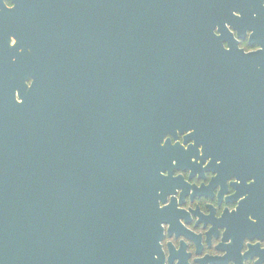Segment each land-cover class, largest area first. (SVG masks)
I'll list each match as a JSON object with an SVG mask.
<instances>
[{
	"label": "water",
	"instance_id": "1",
	"mask_svg": "<svg viewBox=\"0 0 264 264\" xmlns=\"http://www.w3.org/2000/svg\"><path fill=\"white\" fill-rule=\"evenodd\" d=\"M228 1L105 0L96 133L78 78L74 138L67 105L57 116L46 104L24 141L12 126L25 172L0 175V264L163 262L160 201L180 185L175 169L194 158L212 184L247 183V156L263 148L264 50L231 45Z\"/></svg>",
	"mask_w": 264,
	"mask_h": 264
},
{
	"label": "flooded vegetation",
	"instance_id": "2",
	"mask_svg": "<svg viewBox=\"0 0 264 264\" xmlns=\"http://www.w3.org/2000/svg\"><path fill=\"white\" fill-rule=\"evenodd\" d=\"M10 2L12 7L9 0H0V175L6 181L11 174L25 172L22 155L14 153L11 145L13 125L21 127L24 141L22 127L41 123L49 109L46 104L57 105V116L64 115L67 105L75 137L77 78L83 103L92 109L91 128L96 133L92 117L98 89L101 104L106 62L105 0ZM226 4L231 9V27L227 26L231 45L246 54L263 51L264 0ZM223 45L228 49V42ZM51 80L53 90L44 87ZM33 117L36 121L29 120ZM171 140L173 145L183 144L184 136ZM260 144V152L247 156L250 173L239 187L233 177L212 184L215 174L194 158V165L174 170L173 177L182 178L180 185L165 203L160 201L166 209L160 242L163 262L151 264H264V138ZM87 147L95 153V139Z\"/></svg>",
	"mask_w": 264,
	"mask_h": 264
},
{
	"label": "clouds",
	"instance_id": "3",
	"mask_svg": "<svg viewBox=\"0 0 264 264\" xmlns=\"http://www.w3.org/2000/svg\"><path fill=\"white\" fill-rule=\"evenodd\" d=\"M9 7H12V4H11L10 0H9Z\"/></svg>",
	"mask_w": 264,
	"mask_h": 264
},
{
	"label": "snow or ice",
	"instance_id": "4",
	"mask_svg": "<svg viewBox=\"0 0 264 264\" xmlns=\"http://www.w3.org/2000/svg\"><path fill=\"white\" fill-rule=\"evenodd\" d=\"M13 7H14V5H13Z\"/></svg>",
	"mask_w": 264,
	"mask_h": 264
}]
</instances>
